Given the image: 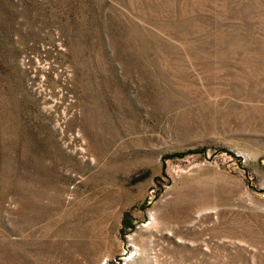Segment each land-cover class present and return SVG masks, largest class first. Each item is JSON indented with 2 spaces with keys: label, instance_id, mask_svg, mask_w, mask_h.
Masks as SVG:
<instances>
[{
  "label": "rangeland",
  "instance_id": "374dc122",
  "mask_svg": "<svg viewBox=\"0 0 264 264\" xmlns=\"http://www.w3.org/2000/svg\"><path fill=\"white\" fill-rule=\"evenodd\" d=\"M0 264H264V0H0Z\"/></svg>",
  "mask_w": 264,
  "mask_h": 264
}]
</instances>
